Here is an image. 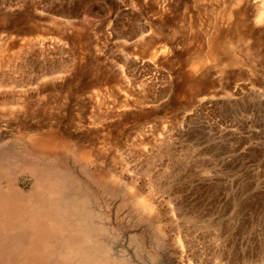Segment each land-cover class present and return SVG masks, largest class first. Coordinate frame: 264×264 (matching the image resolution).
Instances as JSON below:
<instances>
[{
    "label": "rangeland",
    "instance_id": "374dc122",
    "mask_svg": "<svg viewBox=\"0 0 264 264\" xmlns=\"http://www.w3.org/2000/svg\"><path fill=\"white\" fill-rule=\"evenodd\" d=\"M0 264H264V0H0Z\"/></svg>",
    "mask_w": 264,
    "mask_h": 264
},
{
    "label": "bare ground",
    "instance_id": "6f19581e",
    "mask_svg": "<svg viewBox=\"0 0 264 264\" xmlns=\"http://www.w3.org/2000/svg\"><path fill=\"white\" fill-rule=\"evenodd\" d=\"M8 88V87H7Z\"/></svg>",
    "mask_w": 264,
    "mask_h": 264
}]
</instances>
